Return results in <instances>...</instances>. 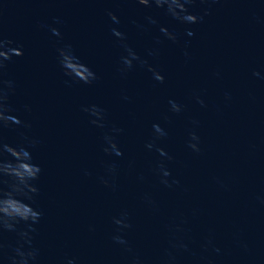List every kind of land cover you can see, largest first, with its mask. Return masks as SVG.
I'll list each match as a JSON object with an SVG mask.
<instances>
[{
  "label": "water",
  "instance_id": "water-1",
  "mask_svg": "<svg viewBox=\"0 0 264 264\" xmlns=\"http://www.w3.org/2000/svg\"><path fill=\"white\" fill-rule=\"evenodd\" d=\"M188 9L203 20L181 23L166 6L136 0H0V32L24 52L3 72L15 84L11 114L31 124H10L3 136L25 143L42 169L39 193L27 201L43 213L31 234L36 264H131L134 256L163 264L168 252L173 264H264V0H194ZM69 43L97 73L92 84L65 83L57 49ZM124 44L164 82L138 65L122 73ZM170 100L182 106L179 113ZM92 104L105 110L103 128L83 111ZM153 124L166 131L155 143L171 160L146 147ZM192 131L199 152L188 147ZM106 134L122 156L103 151ZM160 162L179 184L160 183ZM113 163L114 175L107 170ZM124 211L132 227L118 231L113 217ZM18 239L3 234L6 245ZM181 241L187 250L172 247Z\"/></svg>",
  "mask_w": 264,
  "mask_h": 264
},
{
  "label": "clouds",
  "instance_id": "clouds-1",
  "mask_svg": "<svg viewBox=\"0 0 264 264\" xmlns=\"http://www.w3.org/2000/svg\"><path fill=\"white\" fill-rule=\"evenodd\" d=\"M137 3L144 6L165 7L166 12L170 14L174 19L185 24H194L203 20V16H198L189 11L188 5L194 3V0H136ZM207 14V10H205ZM110 19L119 23V19L115 13H108ZM151 23H156L155 20L149 18ZM55 23H61L59 18H55ZM50 31L53 35L60 36V30L56 27H51ZM113 34L120 38L121 41L125 40V34L117 29H112ZM160 32L167 39L175 42L177 41V34L174 31H170L166 27H161ZM188 35H194L191 30H188ZM159 42V41H158ZM13 41L6 39L3 33L0 32V260H4L5 264H36L39 250L33 246L32 233L36 231L34 225L38 224L43 213L40 209L33 207L32 203L27 201H34V195L39 193V187L35 183L39 179L42 171L39 164L33 162V156L29 147L25 146V143L19 145H13L5 142L3 136V129L10 124L21 125L25 127H31V124L26 121H22L19 117L12 115L14 111L10 100V95L15 92V84L11 79H4L3 72L7 66V62L11 61L13 57L23 56L22 47L11 46ZM125 55L120 57V63L122 65L121 72L127 73L131 71L135 66L141 68H147V71L152 74V78L160 83L164 82V75L149 64L147 59L142 58L134 49L124 44ZM59 64L63 73L69 80H66V84H70L72 81H79L84 84H92L98 79L97 73L93 71L87 64L83 63L79 56L75 54L73 46L65 44L57 49ZM155 53L149 52V55ZM254 75L259 76L260 73L255 72ZM128 99L127 96L124 97ZM203 104V101H200ZM170 109L172 112L179 113L182 110V106L174 100L169 101ZM30 110L29 106H25ZM83 111L87 112L91 117L90 122L97 127H104L105 110L96 104L85 106ZM197 123V122H193ZM153 132L155 138L146 144L148 149H155L162 157H167L171 160L172 157L159 147L156 143V139H160L167 136L166 131L159 125L153 124ZM114 133H120L122 128H113ZM188 147L195 152H199V136L194 132L189 133ZM105 146L103 151L106 154L114 156H122L123 152L119 147V144L113 135H105ZM39 141L33 139L28 141L29 146L35 147ZM108 172L115 174L116 165H108ZM160 176V183L166 187H172L173 184H179L178 180H169L171 176L170 170L165 166L163 162H160L156 169ZM101 182L105 185H110L109 179L101 177ZM6 186V187H5ZM114 187V185H112ZM113 222L118 226V231L131 228L132 225L128 219L127 211H124L118 217H113ZM23 223L25 229H18V225ZM177 230H181L180 225L176 226ZM5 232H16L19 239L15 246L11 244H5L3 241V234ZM113 240L121 245H125L127 251H131V247L128 245V241L121 235H114ZM173 248L188 249V245L182 241L172 242ZM6 249H10L6 251ZM218 251V249H217ZM175 257L168 252L167 259L163 264H173ZM67 264H75V260L69 259ZM131 264H143V261L134 256L131 260Z\"/></svg>",
  "mask_w": 264,
  "mask_h": 264
}]
</instances>
